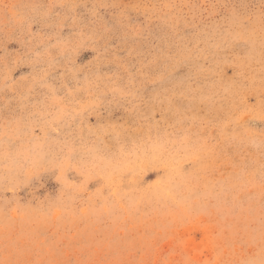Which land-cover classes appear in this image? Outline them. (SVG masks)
I'll use <instances>...</instances> for the list:
<instances>
[{
    "label": "rangeland",
    "instance_id": "rangeland-1",
    "mask_svg": "<svg viewBox=\"0 0 264 264\" xmlns=\"http://www.w3.org/2000/svg\"><path fill=\"white\" fill-rule=\"evenodd\" d=\"M0 264H264V0H0Z\"/></svg>",
    "mask_w": 264,
    "mask_h": 264
}]
</instances>
